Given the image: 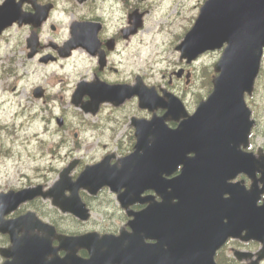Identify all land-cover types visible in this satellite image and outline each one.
Here are the masks:
<instances>
[{
	"label": "flooded vegetation",
	"instance_id": "obj_1",
	"mask_svg": "<svg viewBox=\"0 0 264 264\" xmlns=\"http://www.w3.org/2000/svg\"><path fill=\"white\" fill-rule=\"evenodd\" d=\"M6 1L0 2V6ZM11 2L12 8L20 11L22 16L30 18L31 22H15L1 33L0 58L2 52L5 54L4 59H0L3 63L0 70L5 73L11 72L10 74H15L16 79H19L20 65L64 67L78 59L76 66L81 67L78 68L83 69V73L76 79L73 91L78 86L89 88L91 85L117 89L111 90L113 99L101 103L94 118L103 116L105 112L126 114L128 123L126 154L133 151L136 141L133 121H147L153 115L162 117L166 111L157 108L150 112L140 108L139 96L134 94L129 97L134 87L139 86L140 92L145 90V94L147 88H153L161 103H167L168 96L172 95L182 103L188 116L194 115L199 103L212 91L211 80V84L205 85V93L193 94L192 102L188 104L185 89H181L179 84L184 80L185 88L191 85L193 73L190 67L195 61L187 62L186 59H181L175 44L180 34L176 25L173 27L175 32H172V29L167 31L166 27L161 30L159 25L154 30L147 26L153 0H11ZM117 12L124 14L119 16ZM133 14L137 15L138 20L132 17ZM194 21L195 16L192 18V24L183 31L189 30ZM134 23H140V26L134 29ZM72 31L78 34L74 42L71 41ZM168 41L169 44H166ZM170 47L176 51L178 62L171 69L167 67L165 72H162L160 82L157 79L149 81V78L153 77L148 72L149 64L168 61L171 55H167L165 59V53L170 52ZM36 87L43 89L41 102L49 104L53 101L47 88ZM15 89L16 86L11 91L14 92ZM202 89L204 87L199 91ZM33 90L34 88L32 95ZM251 96L247 97V106L254 120ZM90 101L91 97L88 94L80 98L82 104ZM181 120L170 121L168 125L176 128ZM257 125V121L254 120L250 126L246 146L241 143L238 148L239 153L252 161L256 168L261 164L264 166V147L256 146L255 143L258 135ZM111 163H114V160ZM180 170L181 167H177L172 175H164L163 178L171 180L180 174ZM260 179L261 173L257 169L254 178L246 173H239L231 183H238L244 190L249 191L256 180L257 189L260 190L262 188ZM53 183L40 180L31 185L0 187L2 194L31 187L40 188L37 195L18 205L7 201L0 205V264H85L91 258V264H194L190 254L186 257L177 250L179 244L170 247L169 242H165L162 237L147 236V228L139 229L129 225L133 220L130 212L146 209V203L130 207L129 215L118 204L120 209L117 213L121 215L119 223L85 227L84 225L91 223L92 217L86 222L80 221L55 206L53 198L45 194L50 191ZM101 192L97 195L80 193L91 215L94 214L91 202L99 199ZM148 193L144 192L140 198H146ZM6 197L0 195V199L6 200ZM62 197L67 201L69 195L66 189ZM222 198L227 199L228 195H223ZM155 200L160 201L157 196ZM263 203L264 194L257 201V207ZM68 220L82 226L68 227ZM259 225L260 216L257 212L251 229L260 235ZM247 234L246 229L241 232L240 238L227 239L214 254L215 264H264V241L246 239ZM260 236L264 238V232Z\"/></svg>",
	"mask_w": 264,
	"mask_h": 264
},
{
	"label": "water",
	"instance_id": "obj_2",
	"mask_svg": "<svg viewBox=\"0 0 264 264\" xmlns=\"http://www.w3.org/2000/svg\"><path fill=\"white\" fill-rule=\"evenodd\" d=\"M132 17L138 20L136 14ZM15 21L31 22L7 0L0 6V34ZM139 26L140 23H134V29ZM72 36L74 42L78 34L72 31ZM223 47L222 56L214 66L218 76L213 79V92L191 117L177 99L168 96L169 101L161 103L153 91L145 94V90L140 92L139 86L133 88L129 97L138 95L141 108L149 111L163 108L167 113L149 122L133 121L135 151L114 165H110L111 157L107 156L85 167L77 180L72 181L69 175L78 162H71L61 171L59 181L45 193L53 198L54 205L87 220L88 210L79 198V191L83 189L96 195L103 187L118 195L124 209L136 203H148L145 210L131 213L134 220L129 225L147 228V236L162 237L170 247L179 244L177 250L186 257L190 254L194 264H214L215 251L229 237H239L243 230L248 231L246 239L263 241L260 235L264 232V206L258 210L256 203L264 193V184L258 190L254 180L252 188L246 191L227 182L239 173L254 178L257 169L263 175L260 181L264 182V166L256 168L238 151L241 143L246 146L252 124L244 95L251 93L260 69L264 48V0H206L177 50L182 59L191 62L207 51ZM111 90L117 89L79 86L72 96V104L94 115L101 103L113 99ZM86 94L91 101L81 105L80 98ZM34 96H41L39 89ZM181 118L185 119L176 129L165 124ZM191 153L193 156L188 157ZM178 166H182L180 175L172 180L163 178L172 175ZM39 189L0 193L7 196L6 200L0 199V205L5 201L18 205L37 195ZM64 189L70 193L67 201L62 197ZM145 191H153L161 201L156 202L153 197L141 199ZM226 194L229 197L223 199ZM257 212L260 235L251 229ZM91 262L92 258L85 264Z\"/></svg>",
	"mask_w": 264,
	"mask_h": 264
},
{
	"label": "rangeland",
	"instance_id": "obj_3",
	"mask_svg": "<svg viewBox=\"0 0 264 264\" xmlns=\"http://www.w3.org/2000/svg\"><path fill=\"white\" fill-rule=\"evenodd\" d=\"M204 1L153 0L147 26L154 30L159 25L161 30L166 27L167 31L172 29L175 32L173 27L176 25L180 33L175 41L178 46L190 29L183 30L192 24L194 16H198ZM116 14L123 16L124 12ZM169 49L170 52L165 53V59L167 55H171L168 61L149 64L148 72L153 76L149 81L157 79L160 82L162 72L167 67L171 69L178 62L174 48ZM4 54L1 53L0 59H4ZM220 54L216 51L202 55L190 67L193 73L191 85L185 88L184 80L180 82L179 87L185 89L188 104H191L193 94L205 93V85L214 76L213 66ZM78 62L76 59V62L64 67L20 65L19 79H16L15 74H10L11 72L0 70V187L31 185L40 180L53 183L62 168L72 160L79 161L71 174L76 178L85 165L99 162L106 154L113 153L119 158L127 153L128 123L125 113L105 112L103 116L93 118L71 105L70 95L76 79L83 73V69L76 66ZM2 64L0 61V65ZM258 79L251 102L253 117L258 124L255 143L256 146L264 147V57ZM14 86L16 89L12 92ZM36 86L47 88L53 101L44 104L35 99L32 89ZM202 87L204 89L199 91ZM60 117L64 119L62 127L56 122V118ZM100 196L91 202L94 214L91 223L84 225L85 227L119 223L121 215L117 211L120 208L115 196L109 190L102 191ZM67 226L82 225L68 220Z\"/></svg>",
	"mask_w": 264,
	"mask_h": 264
},
{
	"label": "snow or ice",
	"instance_id": "obj_4",
	"mask_svg": "<svg viewBox=\"0 0 264 264\" xmlns=\"http://www.w3.org/2000/svg\"><path fill=\"white\" fill-rule=\"evenodd\" d=\"M0 2H3V0H0Z\"/></svg>",
	"mask_w": 264,
	"mask_h": 264
}]
</instances>
